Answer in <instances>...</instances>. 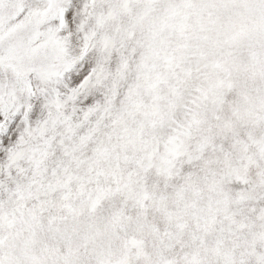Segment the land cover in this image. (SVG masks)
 Segmentation results:
<instances>
[{
	"label": "snow or ice",
	"instance_id": "obj_1",
	"mask_svg": "<svg viewBox=\"0 0 264 264\" xmlns=\"http://www.w3.org/2000/svg\"><path fill=\"white\" fill-rule=\"evenodd\" d=\"M0 264H264V0H0Z\"/></svg>",
	"mask_w": 264,
	"mask_h": 264
}]
</instances>
